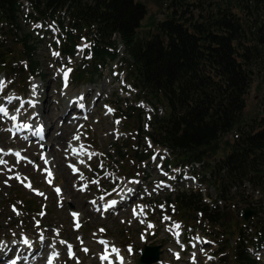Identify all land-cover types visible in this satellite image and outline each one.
I'll return each instance as SVG.
<instances>
[{"label": "rangeland", "instance_id": "rangeland-1", "mask_svg": "<svg viewBox=\"0 0 264 264\" xmlns=\"http://www.w3.org/2000/svg\"><path fill=\"white\" fill-rule=\"evenodd\" d=\"M135 1L144 4L146 8V16L142 20L140 32L143 34L154 33L156 31L155 24L165 19L167 15L168 10L165 9V5L169 0ZM201 1L203 2V0ZM189 2L198 4L199 0H189ZM234 11L239 14L238 9H234ZM29 13H32L29 4H23L19 15L20 26L13 30V33L18 40L23 35L28 34L30 41L36 42L37 49L32 58L38 64L36 75L32 78H26L27 74L19 70L24 64V61L21 60L24 51L22 45L15 40L12 32L8 31L9 28L0 26V41L8 52L7 60L15 61L18 64L12 71L0 74V79L11 81L4 92L0 93V102L7 104L5 97L9 95L19 96L25 101L31 99L33 102L38 100L36 98L38 96L41 102L49 93L51 99L49 104L61 107L65 98L60 93L64 90L73 96H79V92L84 89L89 88L91 91L86 94L85 109L78 114L80 117L76 115L80 120L76 123L75 130L72 129L66 142L63 140L61 148H58L55 143L51 146V150L56 151V160L59 159L57 171L61 173V176H57V180L54 176L51 178L52 183H49L48 173L45 169L54 171V165L45 164L42 156L46 157V154H49L48 147L51 144V137H59L57 130L59 125L51 127L53 130L51 137L50 128L48 130V126L45 125L46 134L37 140L34 139V134L29 131L28 133L19 131L13 135L8 131L13 124L8 121L7 117L0 116V147L5 150H17L21 153V158L13 155L4 157L8 161V167H14L13 172L7 171L4 166L0 165V241H4L7 245L0 247V256L2 257L0 264H9V261L17 254L21 257V262L24 261L23 257L29 256L34 264H45L49 258L46 253L53 251L49 247L53 239L57 240L56 251L61 253L56 259V264H76L75 259H69L66 245L58 243L59 239L67 240L74 246L76 257L81 264H101L99 257L105 250V245L99 243L101 239L109 241V247L114 244L121 250L125 264H137L143 246L160 247L159 262L155 264H233L231 248L226 243L230 240V245L235 244L236 233L240 226L246 227L249 222L256 221L255 216H251L245 221L246 224L242 220V213L244 209H248L249 201L246 204H242L240 200L239 203L237 200L226 202L224 218L226 222L223 220V223L218 226L211 227L206 221H190L188 219H191V216L186 213L183 215L188 219L182 220L180 218L182 215L177 208L174 205H169L167 201V198L173 199L177 193H200L210 210L216 206H223L222 200L220 201L214 188L202 180L203 170L195 168L196 174L190 173L193 178L198 182L200 181V187L188 183L175 190L164 186L156 188L160 181L170 185V177L182 166L173 163V159L167 150L152 146L148 138L138 134L136 130L138 127L136 122L137 111L134 112L133 118L129 121L125 120L126 118L123 116H118L128 107H136L144 114L145 119L149 120L153 114V109L139 101L142 98L138 99V91L130 86V79L126 75L119 73L116 65L100 68L96 76H89L88 74L93 68L90 63H85V53L80 52V46L84 44L83 42H80L73 57L61 54L53 56L52 52L58 51L57 28L49 22L42 25L41 22L31 19L27 22L24 21L23 18ZM199 14L200 10H193L192 17L196 18ZM6 36L7 38H5ZM122 50L123 47L120 45L119 51ZM61 68L72 69L68 75L67 87H65ZM83 73L85 75L82 77L81 74ZM251 78L252 83L246 96V107L243 112V118L246 122L264 116V61L252 71ZM33 84L38 85L35 96L32 94ZM98 92H101L100 97L97 96ZM19 104L20 101H13L12 104L7 105L10 113L19 107ZM29 107L25 104L26 112L22 119L30 117L29 122L36 126L38 124L32 118L34 111H30ZM88 110L89 112H87ZM156 115L163 116L161 112ZM74 116L75 114L70 113L67 120H72ZM32 130H35L34 127ZM142 130L144 136L147 132H151L146 122L142 123ZM235 134L236 132H232L222 137L208 149L214 153V158L219 159L227 155ZM74 135H79L80 139H73ZM25 137H28L29 140ZM68 141L72 142L67 143ZM75 142H80L79 146H83L80 148L79 155L78 152H73V148H69V144L75 145ZM118 147L124 148L123 160L119 159L116 154ZM68 149L70 151L72 149V153L75 155ZM134 151L148 155L150 158L140 165L133 157ZM68 153L76 157L78 162L74 158L67 159ZM89 153H94V155L89 158ZM22 157H27V159ZM18 159L19 163H17ZM162 161L170 163L162 168ZM72 165L76 167L80 165V171L72 172L69 167ZM157 165L160 167L158 168ZM162 172L167 173V175H163ZM15 173L21 174L20 180L9 179ZM131 173H136L134 180H139V184L131 183L133 180H127L128 175L132 176ZM81 176L85 179H81ZM93 181H99V183H93ZM62 182H65L71 193L64 195L66 186H63ZM28 184H31L32 187H27ZM85 185H87L86 188ZM57 186L62 189L60 195H57L55 191ZM135 186H138L136 194L133 196L136 197L135 200H131L132 202L130 201L127 206L121 205L118 210L116 206L107 212H103L100 207L101 203L112 199L118 200L123 191L128 188L134 189ZM154 188L155 191H153ZM243 189L245 195L253 201V206H259L258 200L264 202L263 193L248 184H245ZM39 192L45 195L41 196L38 194ZM231 192L233 193L232 189ZM101 197L104 199L101 200ZM140 200L141 202H139ZM92 201H96V203L93 204ZM29 204H31V208H28ZM138 205L146 206L144 214L140 215L143 220L132 217V207ZM73 211L80 214L77 217L80 219L79 224L81 226L79 228L74 226ZM166 217L170 219H165ZM259 218L263 219L262 212ZM36 221L40 222L39 228L36 226ZM174 223L181 225L178 230L180 243H177V239L173 240L175 237L177 238V230L171 228ZM259 223L263 224L264 228V221H259ZM149 224L155 225V227L148 228ZM101 228L106 229V232H100ZM57 229L59 236L55 235ZM41 231L46 237V241L43 243L39 239ZM146 231L148 235L145 234ZM247 231L248 233L244 232L246 236L253 234L252 225ZM12 233L16 235L13 236ZM21 233H24L32 241L31 249H24L25 245L18 243L21 239ZM142 234L144 239H142ZM197 236L201 237L202 240L199 242L195 240L194 238ZM78 237L83 240V244L77 239ZM209 240L214 244H210ZM13 241H17V243H13ZM181 244L183 248H181ZM220 246L224 247L221 253H219ZM84 247L89 249L88 253L82 250ZM129 248L132 249L131 253L128 251ZM249 251L259 264H264V245L259 248L251 247ZM175 253H179V259L176 258ZM193 253L196 254L194 262L192 260ZM112 258L113 261H117L113 264H118L119 260L115 258L114 254Z\"/></svg>", "mask_w": 264, "mask_h": 264}, {"label": "trees", "instance_id": "trees-1", "mask_svg": "<svg viewBox=\"0 0 264 264\" xmlns=\"http://www.w3.org/2000/svg\"><path fill=\"white\" fill-rule=\"evenodd\" d=\"M23 3L32 11L24 21L56 24L61 55L73 57L82 41L90 45L84 49L85 63L93 68L89 76L116 65L119 73L130 79L138 99L142 98L139 101L154 111L148 121L136 107L118 115L129 121L137 111L139 135L148 138L152 146L166 149L174 164L204 162L203 171L210 176L206 183L223 206L210 210L200 194L177 193L167 201L177 208L182 220L188 219L186 213L190 221L218 226L225 218L226 202L249 201L256 221L249 222L247 228L240 226L236 243L230 245L228 240L226 245L231 248L233 264H259L249 249L264 241L263 224L259 223L264 221V202L258 200L259 206H253L243 188L248 184L264 194V116L246 122L243 112L252 83L250 71L264 61V0H199L198 4L169 0L165 19L155 24L154 33L144 34L139 29L146 8L135 0H0V26L9 28L21 43L24 64L19 70L32 78L38 66L32 60L36 42L30 41L28 34L18 40L13 33L20 26ZM193 10H200L198 17H192ZM1 44L0 74H5L18 64L7 60L8 52ZM89 54L91 58H86ZM158 106L165 109L163 116L156 115ZM145 122L151 129L146 136L142 135ZM232 132L236 134L227 155L214 158L208 149ZM123 151L122 147L116 149L121 160ZM133 157L140 165L150 158L137 151ZM135 174L127 178L136 179ZM261 212L263 219L259 218ZM251 225L253 234L246 236ZM223 248L220 246L219 253Z\"/></svg>", "mask_w": 264, "mask_h": 264}, {"label": "snow or ice", "instance_id": "snow-or-ice-1", "mask_svg": "<svg viewBox=\"0 0 264 264\" xmlns=\"http://www.w3.org/2000/svg\"><path fill=\"white\" fill-rule=\"evenodd\" d=\"M37 27H40V25H37ZM57 43H59V41H57ZM86 48H90V45L88 43L82 44L80 46V52L82 53L84 51V49H86ZM52 55L53 56H59L60 53L57 52V51H53ZM86 58H91L90 54ZM69 63H71V60H69ZM60 71L63 72L65 87H67L68 86V75L72 71V69L71 68H67V69L61 68ZM9 83H11V81H5L3 79H0V93L4 92L5 88L7 87V85ZM37 88H38V85H36V84L32 85V94H33V96H35L37 94L36 93ZM80 99H83V97H80ZM5 100L7 101V104L0 102V116L7 117L8 119H10L13 122L12 128L8 129V131L13 133V135H15L19 131L32 130L34 125L31 122H29L31 118L29 117L27 119H22V117L25 116V112H26V110L24 108L25 104H27V105H29L31 107H34L35 106L34 102L31 99L25 101L22 98H20L19 96H15V95L6 96ZM13 101H20V104H19V107L15 108V110L10 113L9 108H8L7 105L12 104ZM81 107H83V105H81ZM109 111H112V110L109 109ZM17 121H19V122H17ZM44 130H45V126L43 125V123H41L39 127H35V130H34L33 134L36 135V136H40L42 138ZM25 139H27V137H25ZM73 139L79 140L80 136L79 135H74ZM81 148H83V146H81ZM73 152L77 153V152H79V149H75L74 148ZM7 155H14L17 158H21V153L18 152V151L14 152L12 149L5 150L4 148L0 147V165L4 166V168L7 171L13 172L14 171V167H8V161L6 159H4V157L7 156ZM92 155H94V153H89V158H91ZM22 158L23 159H27V157H22ZM42 159H44L43 156H42ZM44 162H45V164L49 163V161L47 159H44ZM17 163H19V159L17 160ZM101 166H103V165H101ZM157 167L159 168L160 165H157ZM45 170L48 173L49 183H52L51 178L54 175L53 171L50 170V169H45ZM162 174L163 175H167V173H163V172H162ZM9 179L20 180L21 179V174L20 173H15V175L14 176H10ZM24 179H27V177H24ZM81 179H85V178L83 176H81ZM5 183H7V181H5ZM93 183H97L98 184L99 181H93ZM131 183L139 184L140 181L139 180H133V181H131ZM162 186L169 187L168 185L165 184L164 181H160L156 185V188H159V187H162ZM27 187L31 188L32 185L28 184ZM84 187L86 188L87 185H85ZM81 190H83V189H81ZM155 190L156 189L154 188L153 191H155ZM55 191H56L57 195H60L62 189L57 186L55 188ZM113 191H116V189H113ZM126 191L129 194H131V193H133L134 189L128 188ZM38 194L41 195V196L45 195L42 192H39ZM100 199L103 200L104 198L101 197ZM92 203L95 204L96 201H92ZM118 203H119V201L116 200V199H112L110 201H107L104 204V210L107 211L108 209L114 208L115 206H117ZM145 207L146 206L138 205L137 208L139 209V211L134 209L133 210V214L134 215H143ZM161 207H163V206L161 205ZM14 211H15V209H14ZM41 215H44V213H41ZM72 215H73V217H79L80 214L75 212V211H73ZM165 219H170V218L166 217ZM141 222H143V221H141ZM36 226L39 228V226H40V222L39 221H36ZM80 226L81 225L78 222L76 227L79 228ZM154 227H155V225H152V224L148 225V228H154ZM171 228L177 230V243H180V240L178 238L179 237L178 230L181 228V225L179 223H174L173 225H171ZM99 231L100 232H106V229L101 228ZM12 235L15 236L16 234L12 233ZM55 235L59 236V230L58 229L55 231ZM39 239H40L41 243H43L46 240V237H45L43 231H41V233L39 235ZM77 239L80 240L81 244H83V240L80 237H78ZM142 239H144L143 234H142ZM194 239L197 240L198 242L202 240V238L198 237V236L195 237ZM13 243H17V241H13ZM18 243H22L23 245L27 246V248H29V249H31L32 246H33L32 241L30 240V238L27 237L24 233H21V239H20V241ZM58 243L60 245H66L67 254H68L69 259H75L76 260V264H81L79 259L76 257V253L74 251V246L71 243H69L67 240H64V239H59ZM99 243L102 244V245H105V250L99 257V259L101 261V264H105V262H107V264H112V256H113V254L115 255V258L119 260L120 264H125V258L121 255V250L119 248H117L114 244L109 247L110 242L105 240V239L99 240ZM56 244H57V240L53 239L52 243L49 245V247L51 249H53V251L51 252V254H50L49 258H48V264H53V261L58 259L59 256L61 255V253L59 251H56ZM6 246L7 245H6V243L4 241H0V247H6ZM193 247H195V245H193ZM181 248H183L182 244H181ZM82 250L85 253L89 252V249L86 248V247L82 248ZM128 251H129V253H131L132 249L129 248ZM175 255H176L177 259L180 258L179 257V253H175ZM195 256H196V254L193 253L192 254L193 262L195 261ZM23 258L27 259V257H23ZM209 259H211V257H209ZM12 264H16V261L13 260Z\"/></svg>", "mask_w": 264, "mask_h": 264}, {"label": "bare ground", "instance_id": "bare-ground-1", "mask_svg": "<svg viewBox=\"0 0 264 264\" xmlns=\"http://www.w3.org/2000/svg\"><path fill=\"white\" fill-rule=\"evenodd\" d=\"M91 89H84L83 91L79 92V96H73L71 94H68V92L66 90H64L63 92L60 93V95L65 98V102L62 104L61 103V107L60 106H55V105H50L49 102H50V98H49V93L46 95V97L44 98L43 101L40 102V97L36 96V98L38 99L37 101H34V104H36L34 107H29L30 111H34V115L32 116L33 119H35V122L36 126H34V129L35 127H39L41 123H43V125L45 126H48V130L50 128V137H51V132L53 131L52 130V126L54 125H59V127L57 128V130L59 131L58 135L59 137L55 136V137H51V144L49 145V149H48V153L49 154H46V157L43 155L44 159H47L50 163V165H54V171H53V176L54 178L57 180V176H61V173H59L57 171V168H58V163H59V159L56 160V151L55 150H51V146L52 145H55L57 144L58 145V148H61L62 146V142L63 140L66 142L67 140V137L70 135V133L72 132V129L73 131L75 130V126H76V123L78 122V119L76 117V115L78 117H80V115H78L79 113H81V110L85 109L84 105H85V98H86V94L90 93ZM77 95V94H76ZM53 96V95H52ZM51 96V97H52ZM97 96L100 97L101 96V92H98L97 93ZM80 97H83V99H80ZM33 98V97H32ZM35 99V98H34ZM81 105H83V107H81ZM75 108V110H74ZM57 111V112H56ZM89 112V110L87 111ZM70 113H73L75 114V116L72 118V120H67V118H69V114ZM8 119V118H7ZM56 119V120H55ZM55 120V121H54ZM8 121L13 124V122L8 119ZM18 122V121H17ZM60 123V124H59ZM47 130V131H48ZM28 131L30 133H34V130H25L26 133H28ZM46 134L45 130H44V134L43 136ZM27 139L29 140V138L27 137ZM34 139H41V137H38L36 135H34ZM41 141V140H40ZM29 142V141H28ZM72 141H68L67 143H70ZM55 143V144H54ZM79 143L80 142H75V145H73V143L69 144V148H75V149H79V152H80V148L81 146H79ZM69 152L72 153V149L70 151V149H68ZM14 151V150H13ZM17 150H15L16 152ZM58 151V149H57ZM79 152H78V155H79ZM84 152V151H83ZM73 155H75L74 153H72ZM73 155H70L69 153L67 154L66 158L68 159H72L74 158L76 162H78V160H76V157H74ZM83 156V155H82ZM65 157V156H64ZM84 157V156H83ZM88 159V158H87ZM85 160V159H84ZM58 162V163H57ZM72 164V163H71ZM77 165V164H76ZM71 169H72V172L75 171V173H77L76 171L79 170L80 165L79 166H75V165H72V166H69ZM59 170V169H58ZM80 171V170H79ZM61 184H63V186H66V191L64 192V195H66L67 193H71L70 190L67 188V185L65 184V182H62ZM137 188L138 186H135L134 187V191L133 193L129 194L127 191H123L120 195V198L118 199L119 203L117 204V210L120 209L121 205H124L127 206L128 203L132 200H135L136 197H133L137 191ZM138 193V192H137ZM143 199V198H142ZM131 201V202H132ZM141 202V200L139 201ZM75 203V202H74ZM106 202H103L100 204V207L104 206ZM116 207V206H115ZM114 207V208H115ZM112 209V208H111ZM110 209V210H111ZM132 209H136L137 211H139V209L137 207H132ZM131 210V208H130ZM133 210H132V217H134V219L136 218H139V220H143L141 218V216L139 215H134L133 214ZM75 224L74 226L77 225L78 222H80V219H78L77 217L74 218V221H73ZM146 235H148V232L146 231L145 232ZM177 238L175 237V239H173L174 241L176 240ZM46 241V240H45ZM24 249H26L27 247L24 246L23 247ZM22 249V250H24ZM21 250V251H22ZM50 251V249H49ZM104 252V251H103ZM21 253V252H20ZM47 255L50 256L51 252H47L46 253ZM25 256V255H24ZM26 257V256H25ZM198 257H199V253H198ZM0 260H2V257L0 256ZM38 260H39V257H38ZM100 260V259H99ZM117 261H113V258H112V263H115ZM19 264H34L33 261H31V259H29V256H27V259H24L23 262H20ZM45 264H48V260L46 261ZM53 264H56V260L53 261ZM118 264H120V262L118 261Z\"/></svg>", "mask_w": 264, "mask_h": 264}, {"label": "water", "instance_id": "water-1", "mask_svg": "<svg viewBox=\"0 0 264 264\" xmlns=\"http://www.w3.org/2000/svg\"><path fill=\"white\" fill-rule=\"evenodd\" d=\"M252 75V72L250 71ZM255 212L250 210H244L242 213V220L247 221L251 216H254ZM138 258V264H153L159 261L160 247L159 246H143Z\"/></svg>", "mask_w": 264, "mask_h": 264}, {"label": "built area", "instance_id": "built-area-1", "mask_svg": "<svg viewBox=\"0 0 264 264\" xmlns=\"http://www.w3.org/2000/svg\"><path fill=\"white\" fill-rule=\"evenodd\" d=\"M200 165H202V163L195 164L196 167H199Z\"/></svg>", "mask_w": 264, "mask_h": 264}]
</instances>
